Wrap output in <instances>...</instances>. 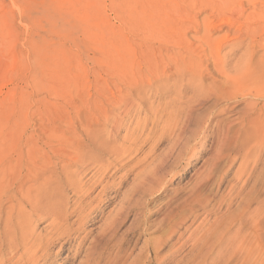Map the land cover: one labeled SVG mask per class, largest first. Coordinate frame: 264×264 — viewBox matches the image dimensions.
Segmentation results:
<instances>
[{
    "label": "rangeland",
    "instance_id": "1",
    "mask_svg": "<svg viewBox=\"0 0 264 264\" xmlns=\"http://www.w3.org/2000/svg\"><path fill=\"white\" fill-rule=\"evenodd\" d=\"M194 17L216 22L196 32ZM222 20L233 21L227 43L203 53L197 38H222ZM252 27L264 38V0H0V165L14 164L2 223L19 204L35 218L37 264H264V51L250 60ZM167 49L202 76L178 71ZM75 159L80 194L64 170ZM59 200L71 239L49 227Z\"/></svg>",
    "mask_w": 264,
    "mask_h": 264
},
{
    "label": "bare ground",
    "instance_id": "2",
    "mask_svg": "<svg viewBox=\"0 0 264 264\" xmlns=\"http://www.w3.org/2000/svg\"><path fill=\"white\" fill-rule=\"evenodd\" d=\"M149 1V0H148ZM151 1V0H150ZM152 2H153V0H152ZM157 4L158 3H155V5H156V8L159 6H157ZM228 3H220L218 6H222V8L224 7V6H226ZM154 5V6H155ZM198 5V4H197ZM199 6V5H198ZM160 7V6H159ZM195 7H197L196 5H195ZM195 7H194V9H195ZM197 8H199V7H197ZM197 8H196V10H197ZM218 8H220V7H218ZM192 9V8H191ZM163 10V9H162ZM161 10V11H162ZM196 10H192L193 12L194 11H196ZM198 11V10H197ZM196 11V12H197ZM201 11V10H200ZM207 11V9H205V12ZM157 12V11H156ZM165 12V11H164ZM253 14L250 16V13L246 16L247 17V19L248 20H250V23L251 22H254L256 19H258L259 17H260V14H261V12L260 13H256L255 11L254 12H252ZM155 14H157V13H155ZM161 14H164V13H161ZM198 14V13H197ZM202 15V13H199L198 15ZM158 15H160V14H158ZM262 15V14H261ZM203 16V15H202ZM164 17H166V16H164ZM184 17V16H183ZM191 17V16H190ZM191 18H193V16L191 17ZM215 18V17H214ZM251 18V19H250ZM187 19H189V18H187ZM215 19H217L218 21H219V19L216 17ZM195 22H193V23H195V30H197L196 32H200L201 30V27H203V29L204 30H207V29H209L210 27H211V25L214 23V22H216V21H213V22H209V18L208 17H204V19H202V20H200V18L198 17V18H195L194 17V19H193ZM184 21H186V20H184ZM222 24H226L227 25V27H228V30H227V32L224 34V36L221 38L220 37V39L219 40H214V39H212V38H210L209 36H208V33H207V35H206V33H204V35L202 36V37H198L197 38V41H200L201 42V45H203L204 46V52L203 53H205V51L206 50H208L209 52H211V54L212 55H217L218 54V51H219V49L220 48H222L223 46H224V44H226L227 43V40H228V34H230V27H231V25H232V23H233V21H224V20H222V21H220ZM247 22V21H246ZM187 23H191V22H187ZM186 24V23H185ZM149 25V24H148ZM193 25V24H192ZM188 27V26H187ZM191 27V26H190ZM249 27V26H248ZM248 27H247V29H248ZM253 28L254 27H252V28H250L249 30H250V38H251V42H250V60L252 61V59H253V57H254V47H256V46H258L259 48H262L261 50H263L264 51V38H259V39H257V40H255L254 39V36H252L251 37V35H253L254 34V30H253ZM185 29V28H184ZM193 29V28H192ZM246 29V30H247ZM200 30V31H199ZM232 30V29H231ZM181 33V32H180ZM186 42V41H185ZM189 42H191V41H188V43ZM191 49H189V51H190ZM165 56H166V58L168 59V61H174L175 62V64H176V69L178 70V71H181L182 69L183 70H186V71H188V72H191L192 73V75H193V77H195V76H197L196 78H198V77H200V76H202V74H203V70H205V69H203L202 68V65H201V63H199L198 61H196V60H194V62L193 61H191L190 60V57H188V58H186V57H184V58H181V54L179 53V52H171L169 49H167V50H165ZM263 59H262V63H263V61H264V54H263ZM192 62V64H191V62ZM217 61V62H216ZM216 67L215 68H217V69H219V67H220V65H219V67H218V62H222L221 61V59L220 58H217L216 59ZM220 64V63H219ZM224 65V63H222V66ZM188 66V67H187ZM224 67V66H223ZM259 67H261V66H259ZM170 68V66L169 65H166V66H164V65H162V67L160 68L164 73H166V69H169ZM224 69H225V67H224ZM264 69V68H263ZM244 73H247V72H245V71H250V70H248V69H244V70H242ZM218 72V71H217ZM220 73L222 74V80H223V78H225V79H227V80H229V78H230V76L221 68L220 69ZM221 74H220V76H221ZM249 74V73H248ZM218 75H219V73H218ZM246 75V74H245ZM247 76V75H246ZM245 76V77H246ZM230 79H232V78H230ZM238 79V78H237ZM237 79H234L232 82H226L227 84L225 85V81H224V86H227V88H228V86L230 85V89L232 90V93H234V91H237L238 89H240V88H238V85L240 84V82H241V80L239 79V80H237ZM221 80V81H222ZM227 90V89H226ZM261 91H263V90H261ZM239 93H241V92H239ZM226 95H227V92L225 93ZM260 94V93H259ZM229 95H232L231 94V92H229ZM237 96V95H236ZM233 97H235V96H233ZM237 98V97H236ZM233 99H235V98H233ZM248 99H250V98H248ZM248 106H250V107H254L255 109H256V111H257V109H259V108H257V106H258V103H253L252 101H249L248 100ZM263 107V106H262ZM119 109H121L126 115H128L129 116V114H130V112H131V108H128L126 105L122 108V107H120ZM229 110V108H227L225 111L227 112ZM250 110H252V108L250 109ZM261 111H262V109H260ZM259 110V111H260ZM263 110H264V108H263ZM255 111V110H254ZM260 111V112H261ZM97 112V113H96ZM259 112V113H260ZM95 113L96 114H93V115H95V117L97 118V121H102L103 123H104V125H110V127H111V129L112 130H114L117 134V136H118V134L120 133L119 131H120V128H123V127H121V123L119 124L118 122H116V120L114 119L115 117V115H114V113L115 112H113V110H106L105 112H103V111H101V108H98L96 111H95ZM123 113V114H124ZM119 114H121V113H119ZM116 116H120V115H116ZM120 120V119H119ZM118 121V120H117ZM123 122V121H122ZM105 129V128H104ZM110 131V130H109ZM109 134V133H108ZM111 134H112V131L110 132V136H111ZM115 134V133H114ZM121 134V133H120ZM113 135V134H112ZM112 137V136H111ZM126 137V136H125ZM113 138V137H112ZM113 139H115V138H113ZM115 141V140H114ZM126 142V141H125ZM124 147H126V146H124ZM56 153H58V151L56 150L55 151ZM2 156V155H1ZM64 158L65 159H68V160H70V161H72V157L71 156H68V155H66V154H64ZM1 160V159H0ZM75 162H78V164H80L81 162L80 161H77L76 159L75 160H73V162H71L70 164H65L64 165V170L66 171V172H68L69 173V175H67V177L66 178H68V183H69V186L74 190L73 192H76V193H81V191H80V186H79V184H80V181H75V180H72V178L69 180V178L70 177H72V173H74L75 171L76 172H78V169L77 168H74L71 164H77V163H75ZM50 164V162H48V161H46L45 162V167H44V172H48L49 171V168L51 167V166H55V165H49ZM82 165L84 164V162L83 163H81ZM91 164V163H90ZM1 165H3V167L0 169V197L2 196V195H4L5 193H6V190H7V187H8V184L11 182V178L13 177V175H14V164H12L10 161H8V160H3L2 162H1ZM0 165V166H1ZM85 165V164H84ZM89 165V164H88ZM93 166V163H92V165H91V167ZM78 167V166H77ZM81 167H83V166H81ZM90 166H86L85 168L87 169V170H91L92 168H91ZM98 167V166H97ZM95 169V168H94ZM104 169V168H103ZM102 169V170H103ZM86 170V171H87ZM81 171V170H80ZM79 171V172H80ZM98 171V170H97ZM105 171V170H104ZM78 172V173H79ZM78 173H76V174H78ZM82 174H83V172H81ZM86 173V172H85ZM82 174H80L79 175V177H82ZM35 177H37V176H35ZM76 177V176H75ZM78 176H77V178H79ZM74 178V177H73ZM77 178H75V179H77ZM83 178V177H82ZM96 178H97V176H96ZM96 180V179H95ZM98 180H100V179H98ZM82 181V180H81ZM36 182V181H35ZM89 182H90V180H89ZM67 183V182H66ZM85 184V183H84ZM90 184V183H89ZM96 184H98L97 182H94V184H93V187L94 186H96ZM68 185V184H67ZM88 185V184H87ZM68 186V187H69ZM98 186V185H97ZM96 186V187H97ZM99 186H100V183H99ZM113 186V185H112ZM32 187L34 188V186H31L30 188H29V193L31 194V190H32ZM36 189H38L39 191H42V188H40L41 186H39V185H36ZM91 187H92V184H91ZM96 189V188H95ZM94 189V190H95ZM104 189V188H103ZM106 189V188H105ZM83 190V189H82ZM86 190V189H85ZM90 190V189H89ZM88 190V191H89ZM72 192V191H71ZM79 193V194H80ZM76 195V194H75ZM83 195V194H82ZM56 196V195H55ZM84 196V195H83ZM90 196H91V194H90ZM81 197V196H80ZM100 197V196H99ZM62 198H63V196H62ZM87 198V197H86ZM85 198V199H86ZM8 199H9V197H8ZM36 199V198H35ZM65 199V198H64ZM68 199L69 198H67V201H68ZM80 199V198H79ZM96 199V198H95ZM100 199H101V197H100ZM61 200V199H60ZM60 200H59V205H58V207H56L55 208V205H57V202H58V200H57V202H56V204H51V202L52 201H54L53 199H52V201H50V207L49 208H52V206H53V211L51 212L50 210L51 209H49V211L52 213H49V214H51V217H53L52 219H53V221L51 222V223H49V227L50 228H53V230L54 231H56V233H58L56 236H57V240H61V239H71L70 238V234H68L67 233V231H69V230H67V224H68V220H69V218H68V216H69V214H68V216L65 214L64 215V211H63V209L64 208H62V206H61V203H60ZM87 200V199H86ZM64 201V200H63ZM87 201H89V200H87ZM94 201V200H93ZM98 201V200H97ZM103 201V200H102ZM37 202V201H36ZM36 202L34 201V204L36 205ZM55 202V201H54ZM53 202V203H54ZM84 202V201H83ZM83 202L80 204V208L81 207H83L82 205H83ZM86 202V201H85ZM96 202V201H95ZM100 202V201H99ZM65 203H67V202H65ZM69 203V202H68ZM90 203V202H89ZM98 203V202H97ZM63 204H64V202H63ZM91 204H92V202H91ZM90 204V205H91ZM100 204V203H99ZM65 206L64 207H66V204H64ZM85 205H86V203H85ZM96 205V204H95ZM87 206V205H86ZM88 206H89V204H88ZM100 206V205H99ZM36 207L37 208H33V214H38V213H40L39 211H42V208L40 207V206H38V205H36ZM90 207V206H89ZM95 207V206H94ZM102 208V207H101ZM11 209H16V210H18V212L19 213H21V215H22V218H20V216H19V214L18 215H15V211H12ZM76 209H78V208H76ZM75 209V210H76ZM86 209H87V207H86ZM65 210V209H64ZM79 210V209H78ZM82 210V209H81ZM95 210V209H94ZM3 211L4 210H2V208H1V202H0V225H1V227H2V224H4L5 225V228L4 227H2V228H4V229H2V228H0V264H10L13 260H15V262L13 263V264H37V261H39L38 259V256L40 255L39 254V251L41 250V248H40V246H42L41 244L40 245H38L37 243H33V242H35V241H37V239L36 238H34L33 239V237H34V230L33 229H30V222H33L32 220H34L35 218H32V216L31 215H28L27 213H26V208L23 206V205H21V204H19L18 206H11L10 207V211H8L7 213H6V215H7V218H6V220H5V222H3L2 223V217H3ZM73 211V210H72ZM85 211V210H84ZM17 212V211H16ZM45 212V211H44ZM68 212V211H67ZM73 212H75V211H73ZM78 212V211H77ZM80 212V211H79ZM78 212V213H79ZM103 212V211H102ZM119 212H121V211H119ZM48 213L46 214H43V217L44 218H42V219H39V221H43V220H46V218H48ZM84 213V212H83ZM90 213V212H89ZM89 213H87L88 215H89ZM101 213V212H100ZM24 214H25V217H24ZM82 214V213H81ZM92 215V214H91ZM17 216V217H16ZM47 216V217H46ZM73 216V215H72ZM82 216V215H81ZM84 216H86V215H83L81 218H83ZM80 218V219H81ZM87 218H88V216H87ZM91 218V217H90ZM118 218V217H117ZM117 218H116V220H117ZM17 219V220H16ZM51 219V220H52ZM77 219V218H76ZM84 220H85V218H83ZM77 220H79V219H77ZM113 220V219H112ZM38 221V220H37ZM38 221V222H39ZM81 221V220H80ZM82 222V221H81ZM83 223V222H82ZM82 223H78L79 225H81ZM36 224V223H35ZM73 224V223H72ZM74 224H75V222H74ZM77 224V223H76ZM85 224H86V222H85ZM3 225V226H4ZM69 225V224H68ZM90 225V224H89ZM73 226V225H72ZM71 226V227H72ZM76 227V226H75ZM72 229H73V227H72ZM83 229H85V226L82 224L81 225V227H79L78 228V230H76L77 231V233H81L82 231H83ZM87 229V228H86ZM67 230V231H66ZM74 230V229H73ZM36 231V230H35ZM49 231V230H48ZM73 232V231H72ZM15 233H17L16 235H15ZM18 233H20V234H18ZM49 233V232H48ZM70 233H71V231H70ZM90 233V232H89ZM51 234V233H50ZM54 234H55V232H54ZM71 234H73V233H71ZM86 234H88V233H86ZM18 235V236H17ZM48 235V234H47ZM46 235V236H47ZM55 235H54V237H56ZM81 236V235H80ZM80 236L78 237L79 239H80V245H82V244H84V242H85V240H86V238H87V235L85 236L84 235V237H82L81 236V238H80ZM76 237V236H75ZM42 238H44V237H42ZM50 238H52L51 236H50ZM45 239V238H44ZM46 239H48V238H46ZM76 239H77V237H76ZM41 240V239H40ZM51 240V239H50ZM49 241V240H48ZM67 241V240H66ZM73 241V240H72ZM75 241V240H74ZM45 242H47V241H45ZM53 242V241H52ZM71 242V241H70ZM56 243V242H55ZM49 244H50V242H49ZM53 244V243H52ZM79 244V243H78ZM54 245V244H53ZM63 245V244H62ZM47 248V247H46ZM46 248H44V249H46ZM52 248V247H51ZM40 249V250H39ZM45 251H47V250H45ZM45 251H43V253L45 252ZM52 252V251H51ZM150 252H151V250H150ZM39 254V255H38ZM44 255V254H43ZM47 255V254H46ZM50 257V256H49ZM43 258V257H42ZM45 258V257H44ZM41 260V259H40ZM39 263V262H38Z\"/></svg>",
    "mask_w": 264,
    "mask_h": 264
}]
</instances>
